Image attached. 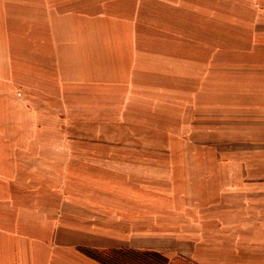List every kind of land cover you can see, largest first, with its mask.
Wrapping results in <instances>:
<instances>
[{
    "label": "rangeland",
    "instance_id": "374dc122",
    "mask_svg": "<svg viewBox=\"0 0 264 264\" xmlns=\"http://www.w3.org/2000/svg\"><path fill=\"white\" fill-rule=\"evenodd\" d=\"M143 11L146 73L134 90L118 76L90 89L74 81L77 73L66 72L47 76V90L26 92L24 76L17 73L20 89L9 91L14 104L5 99L0 106V116L10 117L0 124V169L42 190H63L60 206L68 197L88 196L92 203L81 200L86 208H81L80 241L107 264H204L180 249L188 241L215 259L214 239L231 236L234 221L224 219V234L217 236L218 200L202 190L226 180L264 178V114L218 107L211 93L204 99L199 13L185 25L184 12ZM170 19L175 24L167 25ZM225 50V58L208 59L209 73L237 81L243 72H264L262 60L230 59ZM239 61L241 66L233 64ZM18 162L27 164V171L8 170ZM130 194L160 207L158 233L151 238L181 252L109 247L136 239L131 236L140 223L134 214L120 212L122 196ZM111 197L118 202H109ZM152 221L144 219L146 226ZM229 250L219 251L224 262L250 258L249 246Z\"/></svg>",
    "mask_w": 264,
    "mask_h": 264
},
{
    "label": "crops",
    "instance_id": "0c3cea01",
    "mask_svg": "<svg viewBox=\"0 0 264 264\" xmlns=\"http://www.w3.org/2000/svg\"><path fill=\"white\" fill-rule=\"evenodd\" d=\"M143 9L184 12L185 25L199 13L201 52L206 60L199 73V90L204 99L211 93L217 100L213 105L218 107L224 103L223 107L264 114V72L249 70L237 81L218 71L208 72V59L225 58V48L230 59L257 58L264 65V0H0V106L5 99L14 104L9 91L20 89L17 85L22 80L16 78L17 73L24 76L21 90L26 92L45 91L47 76L66 72L77 73L80 77L74 81L90 89L105 81L112 83L114 76L132 90L142 86L146 70L140 45L147 23ZM173 24L170 19L167 25ZM148 58L152 59L151 53ZM241 62L233 64L241 66ZM9 119L0 116V124ZM26 165L10 164L8 170L14 174L27 171ZM15 176L0 169V264H107L84 250L80 241L81 208H86L81 200L92 203L88 196L68 197L60 206L64 195L59 192L63 190H42ZM202 191L218 200L217 215L212 214L218 219L216 235L224 234L226 218L234 221L232 234L214 239L219 247L215 259L202 246L196 249L188 241L180 250L204 264H264V178L226 180L216 189ZM122 203L120 212L134 214L140 223L136 224L137 234L131 236L136 239H121L120 244L109 247L181 252L151 238L158 233L160 207L146 203L143 195L122 196ZM146 217L156 222L146 226ZM247 246L249 259L233 258L228 263L221 257L225 254L219 253L221 247L230 251Z\"/></svg>",
    "mask_w": 264,
    "mask_h": 264
}]
</instances>
